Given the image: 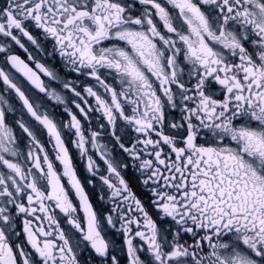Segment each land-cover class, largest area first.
Returning <instances> with one entry per match:
<instances>
[{"label":"snow or ice","instance_id":"obj_1","mask_svg":"<svg viewBox=\"0 0 264 264\" xmlns=\"http://www.w3.org/2000/svg\"><path fill=\"white\" fill-rule=\"evenodd\" d=\"M0 264H264V0H0Z\"/></svg>","mask_w":264,"mask_h":264}]
</instances>
